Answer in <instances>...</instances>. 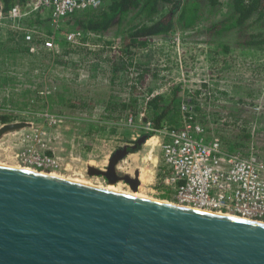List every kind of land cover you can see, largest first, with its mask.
Masks as SVG:
<instances>
[{"label": "rangeland", "instance_id": "rangeland-1", "mask_svg": "<svg viewBox=\"0 0 264 264\" xmlns=\"http://www.w3.org/2000/svg\"><path fill=\"white\" fill-rule=\"evenodd\" d=\"M232 1L222 0L213 11L205 10L196 28H177L145 45L126 40L130 47L126 49L120 27L114 24L104 36L111 40L107 44H121V54L111 47L74 44L61 33L57 57L52 60L49 50L38 56L17 50L23 45L20 36L9 39L0 30L3 65L14 63L17 69L0 73V115H11L8 121L30 122L0 136V162L108 188L102 175L89 172V165L105 169L116 147L147 134L154 145L147 139L139 143L117 168L138 179L141 174L140 191H133L123 179L116 189L174 202L177 199L164 191L161 181L166 165L159 141L162 129L184 124L182 106L189 98L209 138L218 137L230 150L254 151L264 159V51L234 45L235 30L211 36L215 41H209L205 31L210 22L229 12ZM251 28L258 29L255 22ZM219 41L228 44L229 50ZM135 53L144 75L133 86L127 84V59ZM14 75L19 76L22 93L13 97L17 104L6 103L5 98L12 93L9 80L14 82ZM35 83L41 86L34 88ZM20 85L34 90L26 92ZM27 94L30 100L24 104ZM45 110L55 119L42 114ZM155 111H165L162 126L154 122ZM5 122L0 121V126ZM43 154L57 157L58 165L37 163L33 156Z\"/></svg>", "mask_w": 264, "mask_h": 264}, {"label": "water", "instance_id": "water-1", "mask_svg": "<svg viewBox=\"0 0 264 264\" xmlns=\"http://www.w3.org/2000/svg\"><path fill=\"white\" fill-rule=\"evenodd\" d=\"M128 145L89 172L114 183ZM0 264H264V221L0 162Z\"/></svg>", "mask_w": 264, "mask_h": 264}, {"label": "built area", "instance_id": "built-area-1", "mask_svg": "<svg viewBox=\"0 0 264 264\" xmlns=\"http://www.w3.org/2000/svg\"><path fill=\"white\" fill-rule=\"evenodd\" d=\"M103 2L23 0L6 8L4 0H0V30H13L21 34L31 53L49 50L47 52L55 60L63 17L79 9L97 7ZM48 10L50 17L47 20ZM32 18L38 19L39 23H30ZM64 35L74 44L93 48L111 47L116 54H121V44H107L104 40L90 43L83 39L80 30L68 31ZM127 61L128 84H139L136 53ZM182 113V126L161 130L163 137L159 144L166 165L161 176L164 191H169L177 201L264 219V159L254 151L230 150L218 137L209 138L208 129L198 121L199 113L190 98L183 103ZM42 114L55 119L47 110ZM23 152L25 154L26 151ZM33 157L40 165L54 167L59 163V159L50 154Z\"/></svg>", "mask_w": 264, "mask_h": 264}, {"label": "trees", "instance_id": "trees-1", "mask_svg": "<svg viewBox=\"0 0 264 264\" xmlns=\"http://www.w3.org/2000/svg\"><path fill=\"white\" fill-rule=\"evenodd\" d=\"M17 1L23 0H4L5 7L9 8ZM221 2L222 0H105L97 7L79 9L63 17L60 23V31L64 34L68 31L80 30L83 33V39L93 42L94 39L103 40L104 34H107L110 28L116 24L120 27L118 30L124 37L123 45L124 49H126L130 48L128 47L129 42L130 44L145 45L148 40L155 36H167L177 28H196L203 17L204 11H213ZM29 22L39 23V20L32 18ZM254 22L258 28L255 31L251 28ZM230 30H235L238 33L234 40V45L241 48L264 51V0H233L229 12L210 22L205 28L210 38L211 36L228 33ZM5 31L9 39L20 36L19 39L22 40L23 45L17 50L38 56L37 53L29 51L27 43L21 34L13 30ZM105 41L106 43L111 42V40L106 39ZM209 41L215 40L211 38ZM219 42H221L224 50H229L228 44L224 41ZM4 69L7 72L17 70L14 63H7L4 66L0 56L1 75H4ZM141 70L137 81L144 75V73L141 74ZM146 70H148L147 67L144 68V71ZM14 76L13 79H16L14 82L9 80V87L12 88V93L9 95L10 98L5 97L9 100L6 103L14 102V104H17V99L13 97L22 94L18 90V84H20L18 82L19 76ZM9 77L11 78V75ZM1 83L3 86V81ZM35 85L36 87L34 88L37 89L41 86L36 83ZM132 85L135 86L136 84ZM22 87H25L24 90L26 92L34 90L33 86H21V90ZM177 88L179 89V86ZM178 94L177 92L172 100ZM12 99L15 101H12ZM29 100L30 98L27 94L24 104L29 103ZM135 101H137L136 98ZM123 105L127 106L125 103ZM164 112L155 111L156 118H154V122L157 126L163 125ZM11 119H13L11 115H0L1 122Z\"/></svg>", "mask_w": 264, "mask_h": 264}, {"label": "flooded vegetation", "instance_id": "flooded-vegetation-1", "mask_svg": "<svg viewBox=\"0 0 264 264\" xmlns=\"http://www.w3.org/2000/svg\"><path fill=\"white\" fill-rule=\"evenodd\" d=\"M139 137H136L130 144H135L136 146H138L139 145V143L137 142V139H138ZM124 147V145H120V146H118V147H116V149L113 151V153H112V155L114 154V153H116V151L118 150V149H120V150H122V149H124L123 148ZM134 148H136V147H132V146H130V145H128V152L126 153V155L127 154H129L131 151H133V149ZM111 155V156H112ZM122 159V158H121ZM121 159H119V161L121 160ZM118 161V162H119ZM108 165V164H107ZM107 165H106V167H107ZM106 167H105V169H106ZM116 168H118V163H117V167ZM129 174L128 172H123V173H121V172H119L118 171V169H116V173H111L110 174V176L112 177V179H113V181H114V183H115V185L114 186H116L117 184V182L120 180V179H116V177H119V175H121V174ZM100 175H102L103 176V178H104V180L105 181H107V183H106V185H109V182H110V178H109V176H107V175H104V174H100ZM132 176V175H131ZM135 177V176H134ZM124 180V179H123ZM126 181V180H125ZM126 182H128V181H126ZM129 184H130V182H128Z\"/></svg>", "mask_w": 264, "mask_h": 264}, {"label": "bare ground", "instance_id": "bare-ground-1", "mask_svg": "<svg viewBox=\"0 0 264 264\" xmlns=\"http://www.w3.org/2000/svg\"><path fill=\"white\" fill-rule=\"evenodd\" d=\"M151 138H153L152 136H151ZM151 138H149V139H147V142L146 143H148V144H150V145H154V143H150V140H151ZM146 158H148V157H146ZM156 158V157H155ZM155 160V159H154ZM157 160V159H156ZM37 168H39V167H37ZM139 179H141V174H140V178ZM143 184V183H142ZM115 185V183H113V182H109V185H108V188L109 189H113V190H117L116 188V186H114ZM144 185V184H143ZM133 191H135V192H138V191H140V189H141V187H138V188H134V187H132L131 188ZM135 195H138V194H135ZM174 202H177V203H180V204H182V205H188V206H193V207H196V208H203V209H207V210H214V209H210L209 207H203V206H199V205H194V204H191V203H185V202H182V201H177V200H174ZM216 211H219V212H222V211H220V210H216ZM226 213H228V214H231V215H236V216H241V215H237L236 213H233V212H226ZM244 217V216H243ZM246 218H251V217H247L246 216ZM253 218V217H252ZM256 219V218H255ZM258 220H262V221H264V219H258Z\"/></svg>", "mask_w": 264, "mask_h": 264}, {"label": "crops", "instance_id": "crops-1", "mask_svg": "<svg viewBox=\"0 0 264 264\" xmlns=\"http://www.w3.org/2000/svg\"><path fill=\"white\" fill-rule=\"evenodd\" d=\"M104 1H105V0H104ZM17 2H18V1H17ZM46 16H48V17H47V20H48L49 17H50V11H49V10H48V13H47ZM43 20H44V19H42V22H45V20H44V21H43ZM46 23H48V22H46ZM103 40L105 41V39H103ZM93 41L97 43V42L102 41V40H100V39H94ZM95 49H104V47H103V48H100V47H99V48H95ZM80 68H81V67H80ZM113 72L115 73L116 71L113 70ZM112 76H114V75H112ZM1 86H2V85H1Z\"/></svg>", "mask_w": 264, "mask_h": 264}]
</instances>
